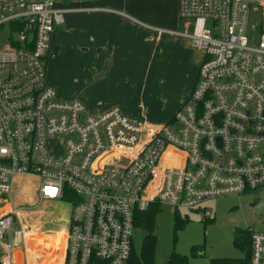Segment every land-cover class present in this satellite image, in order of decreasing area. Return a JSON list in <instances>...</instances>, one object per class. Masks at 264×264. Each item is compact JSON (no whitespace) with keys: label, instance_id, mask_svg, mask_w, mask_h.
Masks as SVG:
<instances>
[{"label":"built area","instance_id":"obj_1","mask_svg":"<svg viewBox=\"0 0 264 264\" xmlns=\"http://www.w3.org/2000/svg\"><path fill=\"white\" fill-rule=\"evenodd\" d=\"M0 0V252L33 231L13 199L17 179L38 176L39 202L70 204L62 264H130L138 215L152 206L198 209L264 187V0H178L182 29L203 53L188 99L155 125L120 108L91 113L47 80L54 31L72 3ZM261 10L252 22V11ZM56 145L57 153L50 146ZM251 233L249 264H264V233ZM16 264V263H15Z\"/></svg>","mask_w":264,"mask_h":264},{"label":"crops","instance_id":"obj_2","mask_svg":"<svg viewBox=\"0 0 264 264\" xmlns=\"http://www.w3.org/2000/svg\"><path fill=\"white\" fill-rule=\"evenodd\" d=\"M72 4L47 58V80L58 96L85 103L91 113L118 107L140 123L170 121L190 96L202 61L190 40L175 34L178 0H101L92 11L88 3ZM153 103L148 118L139 109ZM36 226L24 246L1 254L2 264H62L56 228Z\"/></svg>","mask_w":264,"mask_h":264},{"label":"rangeland","instance_id":"obj_3","mask_svg":"<svg viewBox=\"0 0 264 264\" xmlns=\"http://www.w3.org/2000/svg\"><path fill=\"white\" fill-rule=\"evenodd\" d=\"M81 6L83 5H76V7ZM251 15L252 22L260 21L262 11L253 10ZM65 25L68 26L67 22ZM10 32L8 25L0 26V47L7 45ZM152 33L155 34L154 31ZM195 50L202 53L197 48ZM156 108L153 103L143 105L139 110L150 118L148 111L153 112ZM50 147L57 153L55 144ZM39 184L38 176L17 179L13 199L18 205L33 207L21 211L20 218L23 222L27 220L29 224H36V227L43 225L47 229L56 228V243L60 239L62 241L59 242L62 243L67 234L66 216L70 214L71 206L59 199L39 202L36 194ZM201 206L211 210L210 217H206L198 209L176 210L170 205H162L156 210L152 230L156 236L154 264H164L174 253L186 256L188 264H210L213 258H241L244 253L234 244L235 232L251 229L264 233V187L248 193L207 200ZM146 233L147 230L143 226L134 228L133 246L138 254ZM58 247L60 251L62 244Z\"/></svg>","mask_w":264,"mask_h":264},{"label":"trees","instance_id":"obj_4","mask_svg":"<svg viewBox=\"0 0 264 264\" xmlns=\"http://www.w3.org/2000/svg\"><path fill=\"white\" fill-rule=\"evenodd\" d=\"M156 210H158V207L152 206L138 215L136 227L143 226L147 233L143 238L140 253H136L133 248L130 264H154L156 236L152 233V230ZM234 244L243 251L244 256L241 258H213L210 264H249L252 252L250 231L245 229L237 230L234 235ZM0 264H2L1 259ZM164 264H188V261L186 256L174 253Z\"/></svg>","mask_w":264,"mask_h":264}]
</instances>
